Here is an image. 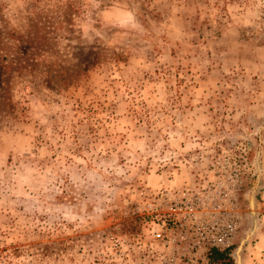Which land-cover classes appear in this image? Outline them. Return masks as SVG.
<instances>
[{
  "label": "rangeland",
  "instance_id": "1",
  "mask_svg": "<svg viewBox=\"0 0 264 264\" xmlns=\"http://www.w3.org/2000/svg\"><path fill=\"white\" fill-rule=\"evenodd\" d=\"M212 248L264 264V0H0V264Z\"/></svg>",
  "mask_w": 264,
  "mask_h": 264
},
{
  "label": "trees",
  "instance_id": "2",
  "mask_svg": "<svg viewBox=\"0 0 264 264\" xmlns=\"http://www.w3.org/2000/svg\"><path fill=\"white\" fill-rule=\"evenodd\" d=\"M209 264H217L222 261H230L226 251H220L219 249L212 248L208 253Z\"/></svg>",
  "mask_w": 264,
  "mask_h": 264
},
{
  "label": "water",
  "instance_id": "3",
  "mask_svg": "<svg viewBox=\"0 0 264 264\" xmlns=\"http://www.w3.org/2000/svg\"><path fill=\"white\" fill-rule=\"evenodd\" d=\"M239 251H240V248H239Z\"/></svg>",
  "mask_w": 264,
  "mask_h": 264
}]
</instances>
